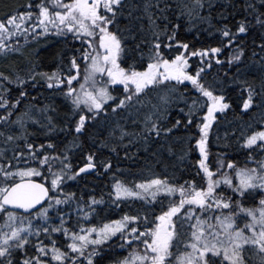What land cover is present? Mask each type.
Returning <instances> with one entry per match:
<instances>
[{
	"label": "snow or ice",
	"instance_id": "6c2138e0",
	"mask_svg": "<svg viewBox=\"0 0 264 264\" xmlns=\"http://www.w3.org/2000/svg\"><path fill=\"white\" fill-rule=\"evenodd\" d=\"M126 6L142 7L149 27L141 22L134 30L131 20L122 27ZM206 7H212L206 0H38L35 5L29 0L26 10L0 19V54L5 56L19 51L20 35L29 40L54 32L79 41L66 70H0V264H97L102 246L110 248L114 237L127 254L113 264H264V0L244 5L251 20L215 27L219 43L196 47L179 38L181 24L173 20H208ZM254 25L261 34L258 43L253 39V60L246 64L244 37ZM226 48L230 54H224ZM225 61L226 74L234 69L231 83L246 89L243 114L259 110L255 126L247 125L250 131L237 137L246 150L243 164L223 153L213 156L210 146L217 113L230 102L221 82H209L206 76ZM38 77L46 91L63 97L66 111L59 120L53 102L27 106L35 99L29 89L39 85ZM12 85L18 86L15 93ZM152 92L156 101L139 120L142 127L130 130L109 122L113 114L138 113L137 105L143 107ZM173 106L185 116L169 120ZM30 125L49 134L64 132L71 140L54 141L49 135L34 141ZM192 128L198 131L180 148L179 162L196 152V175L182 181L156 174L131 181L116 178L113 160L100 159L92 148L85 151L81 139L87 136L93 147L112 146L113 152L119 144H136L131 157L124 152L130 159L141 144L153 156L161 148L175 155L184 141L172 138ZM81 153L83 162L74 163ZM101 169L113 177L107 194L112 204L147 202L143 210L94 222L104 196L73 190L68 182L102 174Z\"/></svg>",
	"mask_w": 264,
	"mask_h": 264
},
{
	"label": "trees",
	"instance_id": "16d2710c",
	"mask_svg": "<svg viewBox=\"0 0 264 264\" xmlns=\"http://www.w3.org/2000/svg\"><path fill=\"white\" fill-rule=\"evenodd\" d=\"M38 0H32V3L35 5ZM210 2L212 7L205 8V14L210 13L208 20L194 22L189 21L187 17L179 18V20H173L174 14L169 15V19L173 22H179L181 24L179 30V38L187 40L190 45H195L196 47L209 46L210 44L219 43L221 40V35L219 32L214 31L215 27H219L221 24H229L230 26H235V24L241 18H247L251 20L252 17L249 14V11L244 5L249 2V0H206ZM259 3V0H256ZM29 0H0V19L5 18L6 15L15 12L16 10H24L28 5ZM140 3V0H128V4ZM224 12V16H221V12ZM128 12L132 13V16L127 15ZM143 9L127 7L125 8L124 15L120 17L121 26L128 24V21L131 20L134 30L139 28L141 22L145 25V29L149 27L148 18L146 15H142ZM139 17V19H136ZM161 23L163 25V20L161 18ZM199 31L200 36H196V32ZM261 34L259 26L254 25L248 34L247 37H244L245 43L248 46V60L245 61L246 64H251L253 57L251 52L254 50L252 46L253 39L257 40ZM75 49L78 54V45L70 46L66 42H55V43H39L38 45L24 51L18 52L16 55L11 57H4L0 59V70L9 71V70H23L27 71L29 68L35 67L37 72H52L62 66H66L68 62L69 55ZM231 49L226 48L224 54H230ZM138 56V53L136 54ZM221 55V54H214ZM63 58V61H62ZM197 58L191 59V61H196ZM129 63H132L130 60ZM191 67L195 69L196 64L192 63ZM225 69H228V64L225 61L223 67L219 65H214L213 69L210 70V74L206 76V80L209 82H221V86L224 87L226 93V100L230 102V107L225 112L224 115L218 117L216 123H214V129L212 136L210 137V146L212 149V155L216 156L218 153H223L227 158H235L238 163L243 164L247 159L246 150L239 144L237 137L240 136L242 131H250L247 125H254L259 120V110L249 111L246 115L243 113L245 110L242 109V93L246 92V89H243L242 86L238 83H231L233 79L232 72L234 69H231L226 74ZM245 77L241 76L240 79L243 80ZM224 82H227L226 85ZM43 82H41L42 84ZM16 88L18 87L15 85ZM40 87V86H39ZM30 90V89H29ZM15 93V89H13ZM189 92H192L191 86H189ZM44 93V94H43ZM193 96L194 93H193ZM39 103L36 101L34 104H44L47 102H53L54 105L59 109L56 113L57 119L62 118L66 111V104L62 103V100L57 97L55 98L53 94L49 92H42L40 94ZM157 93H149L147 97L144 98V106L140 108V111L120 112L118 115L113 114L109 116V122H119L130 130H134L137 125H139V120L143 119V114L149 109L151 103L156 101ZM31 106L32 104L29 103ZM27 105L28 107H30ZM180 107H183V102H181ZM180 107L173 106L170 109L171 115L168 117L169 120H174L175 117L185 116V113L180 112ZM136 119L137 124H133L132 120ZM104 125L102 121L101 126ZM218 125V126H217ZM224 126V128H223ZM32 135L30 139L34 141L43 142L46 136H52L54 141L59 140L63 142H68L71 140L70 136H66L64 132H57L49 134L46 129L40 128L37 126H31ZM217 129V131H216ZM235 129V132H233ZM195 128L190 129L185 132H181L173 137V141L183 138L184 143H179L176 146V154L173 155L166 148H161L157 151V154L153 156L151 152H146L141 144L138 154L131 159L124 156V152L128 151L129 156L131 157L133 153L137 151L136 144H119L116 146V152L112 151V146L109 147H100L97 143L94 147L92 140L87 136L82 137L84 140L85 151L89 148H92L93 151H97V155L100 159L111 158L113 160V171L116 172V178H123L128 181H131L133 176L137 179H147L150 178L153 174L156 175H168L176 180L188 179L189 176H195V157L197 156L196 152L190 153L189 158H185L182 162H179V153L180 148L187 147V140L190 135L197 132ZM221 131L219 135L220 140L217 141L215 135ZM228 133V137L225 138L224 133ZM106 135V133H102ZM215 137V138H214ZM4 145L0 144V148ZM156 145H153V149H156ZM75 151V150H74ZM84 155L74 156V163L76 161L83 162ZM102 174H93L87 177L83 181H75L68 183L69 186L76 190L77 187L87 191L89 194H94L97 197L101 195L105 198V203L100 204L97 211L99 215L95 217L94 222L100 223L102 220L106 219H117L125 212H135L137 209L141 211L146 206L147 202L136 201L135 203H121L119 205L112 204L108 199V192L113 183V177L111 173L105 172L101 169ZM85 185L87 186L85 188ZM158 214V213H157ZM151 217V212L149 213ZM116 250V247L109 249V247H102V251L98 253L97 264H113V261L119 257L121 254L124 255V252H110ZM125 249V248H124ZM123 249V250H124Z\"/></svg>",
	"mask_w": 264,
	"mask_h": 264
},
{
	"label": "rangeland",
	"instance_id": "374dc122",
	"mask_svg": "<svg viewBox=\"0 0 264 264\" xmlns=\"http://www.w3.org/2000/svg\"><path fill=\"white\" fill-rule=\"evenodd\" d=\"M24 10H26V9H24ZM27 23L28 24H32V21L31 20H29V21H27ZM23 27V26H22ZM35 31H41V29H35ZM35 33L33 32L31 35H34ZM16 38L17 39H20V44L19 45H17L16 47H18L19 48V51H10L9 53H8V55H3V54H0V59H2V58H4V57H11V56H14V55H16L18 52H20V51H24V50H28V49H30V48H32V47H34V46H36V45H38L39 43H48V42H50V43H57V42H66V43H68L70 46H73V45H77V43L79 42V41H71L70 39H68L67 37H65V36H61V35H57V34H55L54 32H51V33H48V34H46V35H44V36H40V37H38V38H36V39H29V40H24L23 39V36L22 35H20V36H16ZM10 47H11V45H10ZM193 58H196V57H190V60L191 59H193ZM68 63V62H67ZM83 68H84V64H82L81 65V71H83ZM61 69H64V70H66L67 69V64H66V66H62V68ZM54 71H56V70H54ZM54 71H52V72H54ZM51 73V72H50ZM38 80H39V85H37V86H35V87H31L30 88V91H31V93H32V96L33 97H35V99L34 100H31L30 102H28L27 103V105H29V103H31V104H34L36 101L39 103V100H40V94L42 93V92H49V93H51V94H53L52 92H51V90H48V91H46L45 89H46V85L44 84V81L42 80V79H40L39 77H38ZM41 82H43L42 84H41ZM75 83V82H74ZM189 86H190V83L189 82H186ZM40 86V87H39ZM13 89H16V86L15 85H12L11 86ZM192 90V89H191ZM44 94V93H43ZM194 95H195V93H194ZM53 96L55 97V98H57V97H59L61 100H62V103H64L63 102V97H61V96H59L58 94H56V95H54L53 94ZM109 103H111V101H109ZM65 104V103H64ZM30 106V105H29ZM31 107V106H30ZM228 109H226L224 112H218V117H221L222 115H224L225 114V112L227 111ZM217 122V121H216ZM215 122V123H216ZM101 124H102V122H101ZM223 128H224V126H223ZM216 131H217V129H216ZM222 132L221 131H219L218 132V134H216L215 135V137H217V135H220ZM212 136V133H210V137ZM214 137V138H215ZM9 154H10V151H9ZM71 182H74V181H69L68 183H71ZM61 207H63V206H61ZM57 236H59V234H57ZM116 240V238L114 237L113 238V242H108V243H111V247L109 248V249H111V248H113V247H116V250L114 249V251H110V252H116V254L118 253V252H120L121 253V251L122 252H124V255H126L127 254V249L125 248L124 250L123 249H121V248H119L118 247V245H117V243H114V241ZM29 247H30V245H29ZM102 247H106V246H102ZM120 253H118V254H120ZM121 256H123L122 254H121Z\"/></svg>",
	"mask_w": 264,
	"mask_h": 264
},
{
	"label": "flooded vegetation",
	"instance_id": "af4514ba",
	"mask_svg": "<svg viewBox=\"0 0 264 264\" xmlns=\"http://www.w3.org/2000/svg\"><path fill=\"white\" fill-rule=\"evenodd\" d=\"M77 45H78V47H79V42L77 43ZM78 51H79V49H78ZM217 115H218V113H217Z\"/></svg>",
	"mask_w": 264,
	"mask_h": 264
}]
</instances>
